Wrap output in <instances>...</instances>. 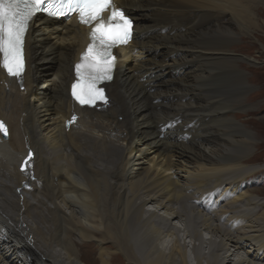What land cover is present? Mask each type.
Listing matches in <instances>:
<instances>
[{
    "label": "bare ground",
    "instance_id": "1",
    "mask_svg": "<svg viewBox=\"0 0 264 264\" xmlns=\"http://www.w3.org/2000/svg\"><path fill=\"white\" fill-rule=\"evenodd\" d=\"M113 1L133 37L105 104L70 99L90 32L75 16L30 22L22 80L0 67V264H189L187 248L191 264H264L261 192H240L254 134L237 121L264 88L248 97L257 61L235 44L257 36L262 0Z\"/></svg>",
    "mask_w": 264,
    "mask_h": 264
},
{
    "label": "snow or ice",
    "instance_id": "2",
    "mask_svg": "<svg viewBox=\"0 0 264 264\" xmlns=\"http://www.w3.org/2000/svg\"><path fill=\"white\" fill-rule=\"evenodd\" d=\"M107 10L111 15L105 19L102 14ZM41 11L51 17L76 13L81 24L93 25L91 42L82 62L76 65L77 82L72 85V96L82 106L94 105L98 100L106 102L104 89L98 85L112 79L115 57L111 50L130 39L131 22L112 0H0V67L11 77L23 79L26 33ZM0 132L7 134L3 122Z\"/></svg>",
    "mask_w": 264,
    "mask_h": 264
},
{
    "label": "rangeland",
    "instance_id": "3",
    "mask_svg": "<svg viewBox=\"0 0 264 264\" xmlns=\"http://www.w3.org/2000/svg\"><path fill=\"white\" fill-rule=\"evenodd\" d=\"M262 4H258V7L262 10H264V0H262L261 2ZM264 14H259V16L257 17V27H256V34L257 36H253L254 31L252 30L249 34L246 35L247 38L244 39H239L235 44L237 45V55L239 57H254L255 61H257V63L255 64H249L246 62H243L242 65H244L245 67H249L250 69L253 66L255 67V73L254 75L256 76V78H251V81L254 83H256V85L252 84L253 89L250 90L247 95L248 97L250 96V94L254 93L255 90L259 89L262 90L264 88V86L262 87L260 83L258 82H263V81H259L262 80L258 78L257 73L258 69H262L264 68V50L261 48L260 45H264V26L261 28L260 23L263 24L264 22ZM258 30V31H257ZM258 67V68H257ZM245 70V69H244ZM245 72H247L245 70ZM254 72V71H253ZM263 74V73H262ZM253 75V76H254ZM252 76V77H253ZM249 77H251V75L249 74ZM257 78L259 80H257ZM264 94V93H263ZM252 105L255 104V106L258 108L254 111L249 110L250 112L247 113V109L244 110H237L239 112V115L237 117V121L239 123H241L243 126H245L247 129H249L253 134H254V141H253V149L252 152L247 155L248 160H245V162H243L242 165H246V166H252L255 168V166L257 168H255L256 173L253 174L252 173H247L244 175V181H243V186L241 187L240 192L244 193L243 196H248V195H258V192H261L260 195H258L257 197L261 198V200L264 203V146H262L260 149L258 148V144L260 142L264 143V95L260 96L259 98L254 99V102L251 103ZM253 107V106H251ZM252 111V112H251ZM249 119V120H248ZM252 119V120H251ZM246 120L250 121L251 125H247L246 124ZM259 130V131H258ZM1 137V136H0ZM151 156V155H150ZM250 157V158H249ZM254 157V158H253ZM246 158V157H245ZM173 162L176 161H180L182 165H186V167H189L190 165H188V162L183 159V158H178V157H174ZM183 167V166H182ZM188 169V168H186ZM259 170V171H258ZM253 174V175H252ZM264 210V208L262 209ZM261 212L258 211L256 214L257 216H260L259 213ZM174 224L176 223L175 221L173 222ZM177 224H179V222L177 221ZM204 232V233H203ZM201 236L203 238L207 237L208 234L207 232L203 231ZM89 255V253H88ZM186 255L188 258V263L191 264L192 263V253H191V249L187 248L186 250Z\"/></svg>",
    "mask_w": 264,
    "mask_h": 264
},
{
    "label": "water",
    "instance_id": "4",
    "mask_svg": "<svg viewBox=\"0 0 264 264\" xmlns=\"http://www.w3.org/2000/svg\"><path fill=\"white\" fill-rule=\"evenodd\" d=\"M5 128H6V126H5ZM0 133H1L3 138H6L7 134L5 135L3 132H0ZM31 156H32V154H31V152H29L28 155L23 159V161H22V163L20 165V169H24L25 168V163L30 159Z\"/></svg>",
    "mask_w": 264,
    "mask_h": 264
}]
</instances>
